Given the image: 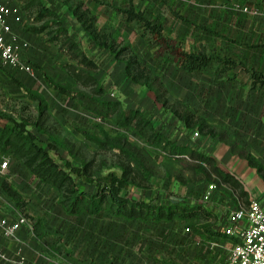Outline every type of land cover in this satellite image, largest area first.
I'll return each instance as SVG.
<instances>
[{"label":"rangeland","instance_id":"rangeland-1","mask_svg":"<svg viewBox=\"0 0 264 264\" xmlns=\"http://www.w3.org/2000/svg\"><path fill=\"white\" fill-rule=\"evenodd\" d=\"M2 1L27 7L22 22L17 24L19 30L25 31L32 25L30 16H34L38 8L36 0ZM43 1L56 11L62 9L64 2ZM73 1L82 3L83 10L89 9L97 15V28L103 25L109 30L116 28L120 40L134 47L145 65L151 66V82L161 98L174 95L186 99L192 109L208 119L225 145L231 147L233 155L247 159L264 175V85H256L247 72V69L254 70L264 76V15L260 10L263 0ZM101 1L107 4H97ZM130 4L149 20L163 23L164 35L179 41L185 51H204L230 58L240 67L223 73L215 62L205 70L189 73L169 59L168 62L163 58L155 59L144 24L128 22L113 8H129ZM16 39L27 44L25 50L29 47L19 35ZM23 55L25 57L24 51ZM23 74L0 65V127L12 125L3 118L5 115L28 120L38 142L49 150L51 160L59 168L50 165L26 143L7 135L0 140V145L8 154L18 152L36 169L41 167L45 175L50 172L54 180L59 177L55 180L59 189L42 182L22 162L10 159L9 169L0 173V183L9 191L0 185L5 209L11 214L26 215L34 231L24 228L18 239L6 247L8 260L0 259V264L226 262L237 239L226 235L224 230L231 211L222 210L218 204L226 192L221 187L222 174L215 163L183 160L160 147L147 145L137 137L139 134L133 126L118 125L114 117L101 119L86 112L78 102L53 91L42 73L34 85L26 83L23 80L26 74ZM75 88L77 92H93L91 88ZM139 90L140 96L147 94L146 89ZM130 95L126 93L124 98L130 100ZM131 104L140 105L138 100ZM129 106L128 101L123 103V109ZM167 107L156 110L150 104L146 115L175 147L177 143H184L185 134L172 115L165 119L169 114ZM66 161L76 167L85 166L95 176L110 172L125 176L130 195L135 199L152 201L167 209L202 207L203 216L183 219L180 213H166L152 220L131 221L112 215L108 205H102V212L97 215L70 214L68 211L75 204L73 187L92 193L94 185L83 179L74 183L61 175L59 169L65 168ZM211 185L216 192L214 190L207 200ZM240 203L248 205L244 198ZM20 257L24 258V263Z\"/></svg>","mask_w":264,"mask_h":264},{"label":"crops","instance_id":"crops-1","mask_svg":"<svg viewBox=\"0 0 264 264\" xmlns=\"http://www.w3.org/2000/svg\"><path fill=\"white\" fill-rule=\"evenodd\" d=\"M45 4L50 6L46 2ZM97 4L105 5L107 3H102L101 1ZM82 5V3L75 4L73 0H64L62 9L57 10L59 21L62 23V32L58 31V27H47L40 32H33L28 30V28L25 31H21L18 29L17 24L13 23L14 35H19L23 41L29 43V47L24 50V59L26 58L25 60L33 65L39 76L42 73V78L49 88L59 95L69 97L73 101L78 102L81 108L91 114L95 115L93 108L98 105L99 109H103V103H116L114 118H118L120 111L140 110L144 117L153 124L155 122L146 115V109L151 104V107L154 106L156 110H160V104L166 101L169 114H167L165 119H169L172 115L181 124L180 126L184 129L183 133L185 134L184 143H177L175 147L172 144L170 145L169 155L178 157V155L182 154L189 155L190 152L204 155L209 153L211 155L209 157L214 160L218 168L228 175L229 178L227 180L220 179L221 187L226 192V196L218 201L220 208L232 211L241 205L240 200H243V198L246 199L248 204L253 199L264 201V178L253 164L247 159H241L233 155L231 147L225 145L226 143L221 139L213 125L209 124L208 119L200 115V112L196 109H192L186 99L173 95V97L160 98L159 101L155 90L153 91L135 82L128 75L127 63H132V66L136 65L137 63L134 64L131 58L133 53H136L141 59L138 52L128 41L120 40L116 28L109 30L104 25L105 28L103 26L97 28L96 25L99 18L91 10H83L84 5ZM113 8L126 18L119 10L122 7ZM43 22H37L35 26L40 27ZM87 43H89L88 47ZM125 47H127L126 50H124ZM102 54H104V57H101ZM23 78L30 85H34L33 82L36 81L29 75H24ZM49 81L70 88L73 93L71 95L64 94L56 90ZM75 87L91 88L93 92L90 94L80 90V92H77ZM100 88L103 91L98 93L97 89ZM140 88L146 89L147 94L143 93L140 96ZM126 93L128 95L131 94L128 96L131 101L128 98H124ZM140 99H142L141 102L139 101ZM134 100H138L139 107L132 106L131 103ZM126 101H128L130 106L123 109V103ZM187 108L195 111V116L191 117V121L195 126L190 129L185 126L184 121L171 112L173 109L182 112ZM202 117L206 119L207 131L210 129L212 132H200L201 137L195 139L192 133L194 130L199 129L200 122H203ZM156 131L159 132L157 125ZM221 145H223V148ZM170 150H173L176 154L170 153ZM216 156L218 157L216 158ZM188 161L194 162L192 159ZM227 201L230 202L227 203Z\"/></svg>","mask_w":264,"mask_h":264},{"label":"trees","instance_id":"trees-1","mask_svg":"<svg viewBox=\"0 0 264 264\" xmlns=\"http://www.w3.org/2000/svg\"><path fill=\"white\" fill-rule=\"evenodd\" d=\"M36 6L38 7L35 11L34 16H30V23L32 24L28 27V30L33 32H40L47 27H58V31H63L61 27V22L59 21V15L56 10L52 7L45 4L43 0H36ZM23 11L27 12V7L22 5ZM125 15L128 22L136 21L138 23L144 24L145 36L148 37V44L151 49L155 50L154 58L161 59L163 58L165 61L170 63H174L176 65L181 66L186 72L193 73L199 72L210 67L211 64L217 62L219 64V68L223 73H227L228 71L234 70L240 65L238 62L230 59L224 58L220 56L209 55L204 51H185L181 46L182 44L174 38L167 37L164 35V25L160 21L149 20L142 11H136L134 5L130 4L129 8L119 9ZM44 21L40 27H36L35 24L37 22ZM164 48L163 51L160 52ZM125 47L124 50H126ZM134 64L128 62L127 63V72L128 75L135 81L143 86L148 87L151 90H155V94L160 101L161 95L158 90L154 88V83L151 82V71L149 67L145 65V63L139 58L136 53H133L131 58ZM144 65V66H143ZM242 66V65H241ZM247 72L251 74V79L255 82V84L264 85V76L257 71L248 70ZM15 82L18 83L17 80ZM51 85L58 91L69 94L73 93V91L65 86H61L49 81ZM103 91L102 88L97 89L98 93ZM76 94V93H75ZM77 95V94H76ZM73 98H75L73 96ZM116 103H103V109H99V105L93 108L97 117L101 119H110L116 113ZM168 106L166 101L161 103V107ZM168 108V107H167ZM171 112L180 120L184 121L185 126L190 129L195 126L192 123L191 117L195 116V111L187 108L186 110L179 112L178 110H171ZM194 113V114H193ZM8 121L12 122V125H7L4 128L0 127V140L5 137H12L13 140L24 142L26 145L30 146L32 150L42 154L47 162L50 165L57 166L54 161L51 160L49 156V150L43 147L38 142V136L33 131V129L29 128L28 120H19L12 116H3ZM203 122H200L199 132L210 133L212 132L210 129L207 131L206 119L203 118ZM116 121L121 126H133L137 133V137L143 140V142L147 145L157 146L167 152L169 154V148L171 143L167 141L165 136L159 131H156V125L153 124L149 119L144 117V114L140 110H130V111H120L118 114V118ZM116 122V123H117ZM207 131V132H206ZM51 144H54L53 141H50ZM1 146V145H0ZM49 148H55L51 145H48ZM172 147V146H171ZM172 149V148H171ZM170 153H174V151L170 150ZM0 156L10 158L12 160L20 161L22 164L32 172L37 178H39L42 182L55 187L56 190L59 187L56 185L57 179L54 180L49 173L45 175L43 169L39 167L36 169L30 162H28L22 155L18 152L16 153H7L6 148L0 147ZM189 157L193 161H197L199 164L208 163L209 165L214 164V160L204 154H195V152H190ZM254 166V165H253ZM217 170L219 171L221 178L223 180H227L228 175L224 174L217 165H215ZM57 168H59L57 166ZM42 169V170H41ZM60 174L68 177L71 181L85 180L87 183L94 185L93 191L88 192L86 190L80 191L77 187H73L74 195V205L71 211H68L70 214H88V215H97L102 212V205H108V211L116 216L122 217L126 220H152L155 217L159 218L160 216H164V214L168 213L170 215H175L180 213L181 218L183 219H198L203 216V208H194V209H178L172 208L167 209L166 207H162L161 205H154L151 202H145L139 199H135L131 197L129 191V181L123 175H118L115 172H110L104 176H95V174L88 171L85 166L76 167L70 161H66V165L64 169H59ZM258 170V169H257ZM259 173L261 171L258 170ZM264 178V175H263ZM0 185L4 188V190L8 191L6 187L3 186L1 182ZM9 192V191H8ZM84 206L82 207V205ZM177 207V206H176ZM158 216V217H157Z\"/></svg>","mask_w":264,"mask_h":264},{"label":"built area","instance_id":"built-area-1","mask_svg":"<svg viewBox=\"0 0 264 264\" xmlns=\"http://www.w3.org/2000/svg\"><path fill=\"white\" fill-rule=\"evenodd\" d=\"M264 15V0L260 4ZM22 5H10L0 0V65L17 73H24L33 79L39 73L33 65L24 59L23 51L26 43H19L13 33V23L19 24L23 20ZM192 136L197 139L200 132L196 129ZM179 158L191 160L189 155H178ZM10 158L0 157V173L9 169ZM215 186L211 185L206 195L210 199ZM5 199L0 190V259H7L6 247L18 239L23 228L34 231L30 219L20 213H9L5 209ZM190 229H188L189 231ZM226 235L235 237L228 258L224 264H264V201L253 199L248 205H240L233 209L224 228ZM22 263L24 258L20 257Z\"/></svg>","mask_w":264,"mask_h":264}]
</instances>
